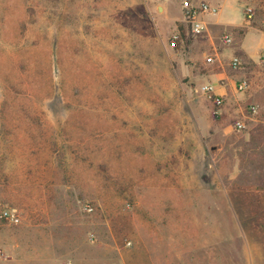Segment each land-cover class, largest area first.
I'll return each instance as SVG.
<instances>
[{"label": "rangeland", "instance_id": "obj_1", "mask_svg": "<svg viewBox=\"0 0 264 264\" xmlns=\"http://www.w3.org/2000/svg\"><path fill=\"white\" fill-rule=\"evenodd\" d=\"M180 3L0 0V212L79 220L87 241L123 243L143 205L178 203L189 224L183 205L201 189L232 206L213 254L264 264V115L237 80L219 109L201 91L233 71L191 36Z\"/></svg>", "mask_w": 264, "mask_h": 264}, {"label": "crops", "instance_id": "obj_2", "mask_svg": "<svg viewBox=\"0 0 264 264\" xmlns=\"http://www.w3.org/2000/svg\"><path fill=\"white\" fill-rule=\"evenodd\" d=\"M193 1L207 2L218 9L216 15L204 17L205 30L199 36L201 46L210 49L218 64L229 69L232 57L240 61L237 70L231 69L233 74L220 73L224 81L222 86L214 88L215 93L221 98H232V85L236 80L246 79V101L251 102L249 105H257L258 113L263 116L264 62L260 61V55L264 52V30L261 28L264 0ZM246 7L253 10L248 23L243 14ZM224 33L230 37L229 44L216 41ZM152 191L159 195L158 189ZM189 192L194 198L183 205V209L191 212L189 224L177 222L178 203L169 204L171 210L164 214L160 213L164 212L161 208L166 211L164 205H143L145 215L139 219L134 215L131 217L123 243L112 231L104 241L88 243L84 224L79 220L28 216L17 225L1 227L0 264H227L226 252L223 257H218L212 250L215 245L227 243L228 232L222 233V222L225 228L233 220L232 206L227 200L213 205L209 191ZM205 195L209 198L202 199ZM208 209L211 214L206 212ZM221 210L228 212L224 218L218 212ZM235 237L242 242L243 229L239 226H235Z\"/></svg>", "mask_w": 264, "mask_h": 264}, {"label": "built area", "instance_id": "obj_3", "mask_svg": "<svg viewBox=\"0 0 264 264\" xmlns=\"http://www.w3.org/2000/svg\"><path fill=\"white\" fill-rule=\"evenodd\" d=\"M167 2L168 0H163ZM182 20L190 28V34L192 37H199L203 34L205 30L204 17L214 16L217 13V7L210 5L207 2H195L193 0H181L180 3ZM244 21L250 22L253 17V10L250 7L244 9ZM261 28L264 30V18L261 21ZM179 40V36L175 35L171 39V45L174 46L175 43ZM220 44H229L230 37L227 34H222L219 39ZM206 62H212L213 57H206ZM260 61L264 62V52L260 55ZM240 65V61L237 57H232L228 63V66L237 70ZM248 87V82L246 79H241L236 83V90L243 92ZM201 91L205 96L212 101L216 109H219L222 105V98L217 95L214 91V88L211 84H203ZM252 116H256L258 113L257 105H249L247 109ZM217 113V110L215 111ZM247 117V116H245ZM260 130L264 135V120H260ZM233 129L237 132H240L245 129V123L243 120H235L232 124ZM86 212H91L92 208L90 206H85ZM0 220L4 221L10 225H17L19 223V216L14 209H4L0 212ZM88 241L93 244L96 240V237L93 234H89L87 237Z\"/></svg>", "mask_w": 264, "mask_h": 264}, {"label": "water", "instance_id": "obj_4", "mask_svg": "<svg viewBox=\"0 0 264 264\" xmlns=\"http://www.w3.org/2000/svg\"><path fill=\"white\" fill-rule=\"evenodd\" d=\"M158 10H160V9H158Z\"/></svg>", "mask_w": 264, "mask_h": 264}]
</instances>
